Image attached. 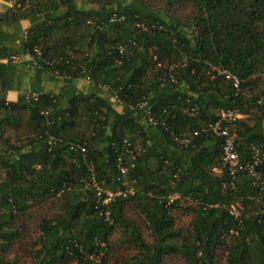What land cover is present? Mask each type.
<instances>
[{
	"label": "trees",
	"instance_id": "obj_1",
	"mask_svg": "<svg viewBox=\"0 0 264 264\" xmlns=\"http://www.w3.org/2000/svg\"><path fill=\"white\" fill-rule=\"evenodd\" d=\"M6 1L11 4L0 10V264H18L9 254L33 215L31 264H169L171 255L186 264H218L221 249L228 264H264V198L247 173L232 187L229 174L214 171L223 162L222 139L202 131L221 110L238 109L249 114L232 125L242 159L264 144V0ZM35 48L50 62L36 67L38 73L89 78L91 90L65 85L7 100L18 88V63L32 67L27 54ZM217 69L237 75L239 89ZM143 102L156 123L148 121ZM196 106L191 116L187 109ZM119 158L135 165L126 180L118 178ZM259 168L264 174V157ZM92 174L104 188L134 187L135 193L103 205L89 183ZM176 191L181 197L168 203ZM233 203L242 227L229 213ZM45 207L51 215L40 212ZM132 211L144 218L150 241ZM180 211L192 214L186 229ZM232 227L238 234H230ZM115 231L132 248L122 261H113Z\"/></svg>",
	"mask_w": 264,
	"mask_h": 264
},
{
	"label": "built area",
	"instance_id": "obj_2",
	"mask_svg": "<svg viewBox=\"0 0 264 264\" xmlns=\"http://www.w3.org/2000/svg\"><path fill=\"white\" fill-rule=\"evenodd\" d=\"M123 47H121V52L123 51ZM35 54L28 53V58L31 61V66L33 68L41 67L42 62L49 64V60L44 58L42 51L39 48H35ZM21 56L14 57V60L20 59ZM218 73L224 75L227 79L231 80L234 86L239 89L240 87V79L237 75L231 73L229 70L225 69H217ZM89 80V78H87ZM32 96H28L31 98ZM114 100L118 98L114 97ZM140 107L146 109L148 113V121L150 123H156L157 120L151 115L150 108L146 102H143L139 105ZM187 112L191 116H196L198 113V107H191L187 109ZM249 114L243 113L238 109H223L219 112V117L208 124L207 127L203 128L202 131H210L214 133L216 136L222 139V152H223V162L220 166L214 168L215 172L218 173H227L230 175L231 180L230 184L232 187H235L236 181L240 178L242 173H247L251 178V185L254 187L258 194L264 198V174L262 170L259 168L263 162L264 157V144H255L252 146V157L249 160H243L239 151L236 148L235 144V133L232 132V125L240 120V119H247ZM199 131H195L194 134L197 135ZM175 138L182 142L188 143L190 140L185 136L176 135ZM85 151V150H84ZM129 153L133 154V149L127 150ZM134 158V156H133ZM122 158H119V180H126L128 174L130 172V167H134V163L130 165H125L122 162ZM130 166V167H129ZM93 185L95 192L98 198L102 201L103 205H108L111 203L116 197H127L135 193L134 187H126L123 189H119L114 191L109 188H104L99 184L92 174L91 181L89 182ZM181 197L179 192L170 193L166 196L168 203H172L174 200ZM229 213L237 220L239 227L243 226V219L241 218L240 206L238 203H233L228 208ZM262 213H264V199L261 205ZM102 213L105 216L106 220H110L111 213L108 209H103ZM239 229L236 227H232L230 229V234H238ZM92 257V256H91ZM93 258V257H92Z\"/></svg>",
	"mask_w": 264,
	"mask_h": 264
},
{
	"label": "rangeland",
	"instance_id": "obj_3",
	"mask_svg": "<svg viewBox=\"0 0 264 264\" xmlns=\"http://www.w3.org/2000/svg\"><path fill=\"white\" fill-rule=\"evenodd\" d=\"M150 1H158V0H150ZM11 2H8L6 0H0V10L6 9L8 5H10ZM79 6H83L82 0H78ZM29 69L35 70V68H32L29 66ZM13 142H16V136L15 134H11ZM40 212L44 213H49L51 215V211L45 207L40 210ZM131 217L143 227V233L148 241L151 240L150 232L147 229L145 223H144V218L136 212H130ZM177 218H178V223L181 227L187 228L188 225L190 224V221L192 219V214L191 213H183V212H178L177 213ZM36 215H33L30 222H27V227H26V235L24 239H22L21 243L16 246V248L13 250L12 253L9 254L10 259H13L16 257L18 260V264H31V259H30V250L31 246L33 245L35 239H36V229H35V224L34 222L36 221ZM122 233L119 231H115L113 234V244L114 248L112 249L113 252V261L115 260H125L132 255V248L128 246L127 243L123 244L121 242V237ZM167 262L169 264H186V261L184 258L180 255H171L167 257ZM218 264H228L226 261V251H223L222 249L218 251Z\"/></svg>",
	"mask_w": 264,
	"mask_h": 264
},
{
	"label": "crops",
	"instance_id": "obj_4",
	"mask_svg": "<svg viewBox=\"0 0 264 264\" xmlns=\"http://www.w3.org/2000/svg\"><path fill=\"white\" fill-rule=\"evenodd\" d=\"M24 28H27L30 23L29 21H22ZM18 69L20 70L17 82L18 88L9 90L6 94V99L9 101H17L20 93L28 90L32 91H44L53 90L58 92L68 86L69 91L76 90L78 92L87 93L91 90L89 80L82 77L70 78L60 76L58 74L50 73L48 71L39 72L37 70H30L24 68V65L19 62ZM35 94V93H34Z\"/></svg>",
	"mask_w": 264,
	"mask_h": 264
}]
</instances>
